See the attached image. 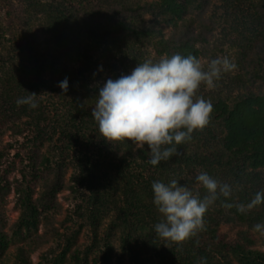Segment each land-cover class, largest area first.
Here are the masks:
<instances>
[{
	"label": "trees",
	"instance_id": "trees-1",
	"mask_svg": "<svg viewBox=\"0 0 264 264\" xmlns=\"http://www.w3.org/2000/svg\"><path fill=\"white\" fill-rule=\"evenodd\" d=\"M211 4L212 0H0V32L9 36L8 50L13 59L21 62L20 73L17 74L21 97L37 94L35 101L38 107L33 109L26 105L32 113L33 130L31 128L32 136L27 137V165L23 174L29 177L30 184L37 183L39 187L29 185L24 188L19 180H16L15 185L16 191L25 198L24 203H27L36 216L34 220L38 221V213L62 207L60 194L67 187V163L73 162L77 170L74 173L77 184H73L71 188L74 192H79L80 186L90 190L87 196H83L88 203L91 224L97 229L98 212L102 203L98 179L101 170L107 167L115 170L123 183L122 193L127 206L122 209L121 215V222L125 226L122 241L124 248H128L133 254L135 264H145L142 253H148L153 248L158 250L159 256L166 254V262L163 264H210L211 255L208 251L211 244L235 251L240 264H264V250L247 246L253 243L249 235L242 234L243 242L228 241L225 234L218 232L219 224L212 223V216L204 223L202 231L183 242L159 238L154 226L162 217L153 203L152 190L154 181L169 182V178L165 176L167 169L169 170V162L189 164L199 160L205 166L229 165L238 181L243 182L242 187L241 190L232 192L229 198L219 197V203L232 205L226 207L242 221L251 224L264 221V203L245 213L237 209L239 204L246 205L257 192L264 190L261 175L264 170L262 85L257 89L248 87L246 93L233 104L224 99L212 104L210 119L219 120L224 132L222 148L212 158L198 152L187 153L184 143L177 146L181 155H173L168 161H161L153 166L149 163L150 151L147 146L139 149L129 141L109 142L103 138L91 115L93 107H75L77 114L72 127L60 126V146L64 152L62 161L53 163L42 150L47 130L53 126L55 119L45 103L46 81L42 69L38 67L40 58L31 27L34 13H44L51 30L55 32L67 35L68 30H80L96 43H104L108 47L114 44L123 54L131 50L137 57V53L132 50L134 46L149 43L159 55H193L200 60V45L208 44L217 28V22L208 15ZM254 8L259 34L243 52L247 72L255 74L253 82L257 79L256 73L264 68V4ZM147 16L161 17L170 25L171 30L166 33L162 27L147 19ZM139 62L143 63L145 59H140ZM13 129L16 133H23L20 125H15ZM12 186L13 181L8 173L0 177V200L6 199L12 192ZM203 190L206 191L204 188ZM199 196L202 198L204 195ZM132 217H138L141 224L134 226ZM45 224L48 226L50 221ZM6 225V215L0 206V242L4 241ZM147 231L150 233H146ZM35 239L36 245L29 243L17 250L18 258L23 264L32 262V254L37 246L49 242L45 234L37 235ZM107 249L104 257L109 264L110 244ZM71 258L73 261L63 262L67 260L65 250L54 264H90L80 249L72 251ZM226 263L233 264L232 261Z\"/></svg>",
	"mask_w": 264,
	"mask_h": 264
},
{
	"label": "rangeland",
	"instance_id": "rangeland-1",
	"mask_svg": "<svg viewBox=\"0 0 264 264\" xmlns=\"http://www.w3.org/2000/svg\"><path fill=\"white\" fill-rule=\"evenodd\" d=\"M259 4H264V0H212L208 15L217 22V28L212 40L208 44L200 45L201 64L206 69L212 59L228 57L236 67L222 74L215 82L214 88L201 84L196 92L197 97L210 100L212 104L220 99L233 104L246 93L248 87L257 89L262 85L264 89V68L256 73L257 79L253 82L252 77L255 74L247 72V63L243 56L245 49L259 34L254 10ZM147 19L162 27L166 33L171 30L170 25L161 17L147 16ZM31 27L40 58L38 67L42 69L46 81L45 103L55 119L53 126L47 130L42 150L53 163H58L64 158L60 146V126L72 127L77 114L75 107H94L99 89L107 79H117L121 75L130 74L141 63L140 59L158 62L166 55H159L149 43L136 44L132 49L137 53L135 57L131 50L123 54L114 44L108 47L104 43H96L80 30L73 32L68 30L67 35H62L51 30L44 13L33 14ZM8 37L7 34L0 32V151H2L0 177L8 173L13 186L6 199L0 200V206L7 219L4 241L0 242V264H23L17 255L18 248L29 243L36 245L35 238L41 234H45L49 242L37 246L30 264H54L65 250L67 260L63 262L68 263L73 261L71 252L76 249H80L84 257L87 256L90 264H107L104 255L108 251V244L111 245L109 264H135L133 254L123 246L125 226L121 222V215L127 203L122 193L123 183L112 168L104 167L98 179L102 203L98 212L97 229L91 224L88 203L83 196H87L90 190L83 186L82 189L80 186L79 192H74L71 188L73 184H77L74 178L77 170L73 162L67 163V187L60 194L62 207L38 213V221L34 220L36 216L28 208L27 203H24L25 198L16 191V180H19L24 188L33 185L29 183V177L23 174L27 165L26 153L29 145L27 137L32 136L33 117L26 105H17L16 102L22 98L17 80L21 62L12 58L8 50L10 45ZM101 66L103 71L99 70ZM66 77L69 88L64 92L58 87V83ZM15 125H20L22 134L16 133L13 129ZM223 135L219 120L210 119L203 129L196 130L191 140L186 142V152H198L212 158V155L220 152L222 148ZM168 166L169 170L167 169L165 175L169 178L167 181L176 179L181 184L189 186L194 194H206L195 179L201 172H207L219 182L229 184L232 192L241 190L242 187L243 182L238 181L229 165L205 166L199 160H195L189 164L169 162ZM261 175L264 183V170ZM33 186L38 188L39 184L35 183ZM210 216L214 218L213 224H219L218 232L225 234L228 241L243 242L242 234H247L253 240L252 244L247 245L249 248L264 250V232L254 231V225L264 224V221L254 224L242 221L223 203H219L218 199L209 206L203 217L204 223ZM47 221H50L48 226L45 224ZM132 221L136 227L141 224L138 217H132ZM161 246L164 247L162 244ZM157 252L156 248L148 253L143 252V262L165 263L166 254L159 256ZM208 252L211 255L210 264H227L226 261L240 264L239 256L232 249L211 244Z\"/></svg>",
	"mask_w": 264,
	"mask_h": 264
},
{
	"label": "clouds",
	"instance_id": "clouds-1",
	"mask_svg": "<svg viewBox=\"0 0 264 264\" xmlns=\"http://www.w3.org/2000/svg\"><path fill=\"white\" fill-rule=\"evenodd\" d=\"M235 67L228 57L212 59L206 69L193 55L175 54L158 62L146 60L130 74L107 79L99 89L91 115L103 138L109 142L129 141L139 149L147 146L149 163L156 166L173 155H181L177 146L191 140L196 130L208 124L213 105L196 96L201 84L214 88L222 74ZM99 70L103 71V67ZM58 87L67 92L68 78L59 82ZM36 96L31 93L19 98L17 105L34 109L38 107ZM195 179L206 190L202 198L176 179L152 183L153 203L162 217L154 226L159 238L179 243L196 236L203 230V217L209 206L221 196L232 195L229 184L219 182L207 172L199 173ZM262 203L264 190L237 209L245 213ZM254 231L264 232V224L254 225Z\"/></svg>",
	"mask_w": 264,
	"mask_h": 264
}]
</instances>
